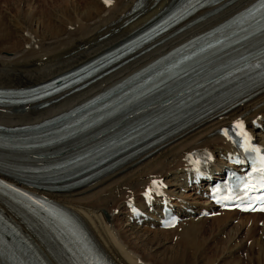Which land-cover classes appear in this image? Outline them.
Here are the masks:
<instances>
[{"label":"bare ground","instance_id":"obj_1","mask_svg":"<svg viewBox=\"0 0 264 264\" xmlns=\"http://www.w3.org/2000/svg\"><path fill=\"white\" fill-rule=\"evenodd\" d=\"M174 1L143 0L141 8L130 16L137 0H0L6 5L0 10V88L31 87L68 72L127 38ZM253 1L238 0L221 11L212 13V8L202 13L206 14L202 21L47 108H0V125L33 124L65 112ZM238 123L264 146V87L243 104L230 105L193 123L85 186L49 193L1 174L0 178L66 209L110 264H264V215L217 212L209 219L211 228L205 231L208 219L201 214L210 211V206L202 192L196 195L197 188H188L183 182L188 173L196 174L206 167L212 172L219 170L222 158L233 151L225 131ZM7 160L0 155V166H6ZM148 191L153 201L165 196L184 214L175 228L160 229L154 212L143 217L140 224L131 220L127 203L142 204V194ZM0 208L29 236L49 264H65L46 231L31 221L30 228L1 203ZM123 208L129 214L122 217L123 221L119 219L121 227L116 229V213L121 216L123 212L118 211ZM146 241L153 243V248L145 249L142 242Z\"/></svg>","mask_w":264,"mask_h":264},{"label":"rangeland","instance_id":"obj_2","mask_svg":"<svg viewBox=\"0 0 264 264\" xmlns=\"http://www.w3.org/2000/svg\"><path fill=\"white\" fill-rule=\"evenodd\" d=\"M6 7V5L4 4V3H1L0 2V10H2V8L4 9ZM180 197V196H179ZM126 209H124L123 208V210L120 212V211H118L119 213H122L121 214V216H120V214H118V213H116V218L118 219L117 221H115V222H117V226H115V228L116 229H120V227H121V220H119V219H121L122 217H124V216H127L129 213H128V210H127V212L125 211ZM208 219V222L207 223H205V231H207V230H209V228H211V223H210V218H207ZM122 221H123V218H122ZM207 227V228H206ZM223 239H225V237H223ZM153 242H154V239H153ZM156 242V241H155ZM175 242V239L173 240V243ZM143 244H146V247L147 248H145V249H150V248H153V243H152V245H151V242H149V241H146V242H142ZM173 243H172V245H173ZM147 244H149V245H147ZM213 244V243H212ZM139 245V244H138ZM214 245V244H213ZM130 247V246H129ZM213 247V246H212ZM142 249V248H141ZM231 258V257H230ZM232 259V258H231ZM245 259V258H244ZM247 262L245 261V263L244 264H246Z\"/></svg>","mask_w":264,"mask_h":264},{"label":"snow or ice","instance_id":"obj_3","mask_svg":"<svg viewBox=\"0 0 264 264\" xmlns=\"http://www.w3.org/2000/svg\"><path fill=\"white\" fill-rule=\"evenodd\" d=\"M106 2H108V0H106ZM237 126H240L239 124ZM155 183V182H154Z\"/></svg>","mask_w":264,"mask_h":264}]
</instances>
